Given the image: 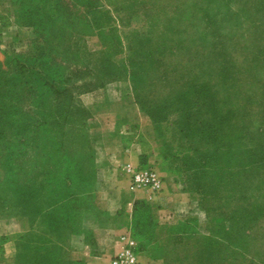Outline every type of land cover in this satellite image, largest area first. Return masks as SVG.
<instances>
[{
	"label": "rangeland",
	"instance_id": "obj_1",
	"mask_svg": "<svg viewBox=\"0 0 264 264\" xmlns=\"http://www.w3.org/2000/svg\"><path fill=\"white\" fill-rule=\"evenodd\" d=\"M53 102L100 105L93 115L108 105L133 117L134 108L146 128L134 122L133 132L157 156L146 166L163 184L158 171L192 189L199 159L232 165L212 182L222 214H239L240 183L260 184L258 218L195 219L215 233L204 264H264V0H0V164L11 153L18 175L40 173L48 145L31 129ZM23 138L26 153L15 143ZM242 148L257 175L238 173ZM161 205L163 219L174 203ZM181 250L169 257L197 264L196 247Z\"/></svg>",
	"mask_w": 264,
	"mask_h": 264
},
{
	"label": "crops",
	"instance_id": "obj_2",
	"mask_svg": "<svg viewBox=\"0 0 264 264\" xmlns=\"http://www.w3.org/2000/svg\"><path fill=\"white\" fill-rule=\"evenodd\" d=\"M86 105L93 109L96 104ZM95 107L101 109L100 105ZM130 110L133 117H123L108 105L103 106L104 114H92L87 130L92 150L81 154L86 160L82 166L84 182H63L58 193L57 186L48 183L34 195L32 207L19 204L14 212L0 209V264H111V258L127 242L133 246L138 264H163L162 257L152 254H165L170 240L183 236L181 228L187 218H231L215 209L223 197L213 192L205 175L197 182L193 179L188 190L158 171L165 178L158 196L132 186L128 169L141 164L156 166L157 156L147 150L140 134L133 132L137 128L134 122L143 128L145 121L134 108ZM245 186L240 185L239 199L240 209L247 212L258 208L261 190L258 185L251 189ZM168 199L174 203V210L159 218L156 206ZM197 235L208 236L210 231L199 230ZM178 246L183 249L185 244ZM59 255L65 260L55 263L54 256Z\"/></svg>",
	"mask_w": 264,
	"mask_h": 264
},
{
	"label": "trees",
	"instance_id": "obj_3",
	"mask_svg": "<svg viewBox=\"0 0 264 264\" xmlns=\"http://www.w3.org/2000/svg\"><path fill=\"white\" fill-rule=\"evenodd\" d=\"M40 110H45L47 112L48 118L44 116L45 120L39 123L35 128L31 129V132L34 129L37 132L39 131V133L42 132L43 134L38 135L36 141L39 140V143L48 145L47 148H44L42 152L44 153L42 160L38 161V169L40 173L33 176L28 173L18 175L20 171V169H18L19 166L16 162L12 163L9 160L15 157V155H12L11 153L7 154L6 156H8L9 159H7L5 163L0 164V209L2 210H4V208H2L4 204L8 206V211L13 212L16 210V206L19 204H28V207H32L33 201H35L34 195L37 196L39 191L41 192L47 188L46 185L48 183L56 185L58 193L60 188L59 186L63 182L79 184L86 180L85 175L83 174L84 169H82V166L86 160L81 154L83 151L92 150V142L90 141L87 132L88 127L90 126L89 118L92 115L90 108L81 103L53 102L47 104L46 106H40L38 111ZM28 131L29 128L25 130V133H29ZM2 138H4V140ZM6 138L7 137L3 136L0 137V140L5 143ZM15 143H19L20 146L23 147L21 148V153H26L27 149H30V146L28 145L29 142L24 138L23 140L21 139L20 142L15 140ZM238 155L240 158V166L237 168L238 173H245L246 176L247 174L250 176H254V174L257 175L259 167H253L252 165H249L248 162L251 160L249 159L245 148L240 149ZM6 156H4V158H6ZM257 161L258 159H256L255 162ZM26 163L29 164L30 162L27 161ZM30 167H32V164ZM137 167L144 168L149 166L141 164ZM195 167L196 168L192 169L193 178L190 181V186L193 185V179L197 182V179L202 175H205L207 178H209L211 183L213 181L220 182L221 180L219 178L223 174H226L233 169L232 165L221 167L218 163H216L214 166H212L210 160L207 158L202 159V161L199 159L197 165L195 164ZM39 174L42 175L41 178H39ZM24 175H29V177L24 178ZM225 183L226 180L224 177L223 184L225 185ZM255 184H257V182H255ZM20 185H23V187L26 186L27 189L24 191ZM243 185H246L247 188L251 189L250 183ZM257 185L261 190L260 184ZM5 187H8V194H4L2 191ZM211 189L215 194L221 193L222 195L221 191L217 192V190H215L213 183L211 185ZM144 207L146 215L149 216V207L147 205ZM257 210L258 208H249L247 212H244L243 209H241L239 214L229 213L228 215H231V218H239L240 215L245 214L248 216L252 215L253 217L257 215L256 217H258ZM212 219L213 218H208L209 224L213 223ZM186 220L187 223L185 227L181 228L182 233H184L183 236H178L177 238L170 240L165 254H159L158 251L157 253H153L152 257H162L167 263L173 262L174 264L176 261V264H180L176 257H169L173 256V252L171 250L173 248L176 250L180 248L178 246L179 243H183L185 244V247H187V243L190 242L192 246L196 247L197 249L194 252V255H196L195 260L197 261V264H204L208 261V258H210V256L215 253L214 249L216 238L212 226H210V235H197L199 233L197 220L195 218H187ZM170 247L172 248L170 249ZM185 247H183L181 253L184 252ZM59 260L63 261L65 258L62 255L57 257L54 256L55 263L60 262ZM68 264L78 263L75 261H70Z\"/></svg>",
	"mask_w": 264,
	"mask_h": 264
},
{
	"label": "built area",
	"instance_id": "obj_4",
	"mask_svg": "<svg viewBox=\"0 0 264 264\" xmlns=\"http://www.w3.org/2000/svg\"><path fill=\"white\" fill-rule=\"evenodd\" d=\"M128 170L133 187L146 188L154 194L162 190V179L153 168L130 167ZM137 261L135 250L128 242L118 254L111 258V264H137Z\"/></svg>",
	"mask_w": 264,
	"mask_h": 264
}]
</instances>
